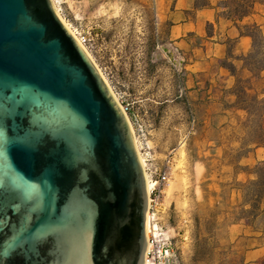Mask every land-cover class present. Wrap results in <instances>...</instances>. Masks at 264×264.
Returning a JSON list of instances; mask_svg holds the SVG:
<instances>
[{
    "label": "water",
    "instance_id": "obj_1",
    "mask_svg": "<svg viewBox=\"0 0 264 264\" xmlns=\"http://www.w3.org/2000/svg\"><path fill=\"white\" fill-rule=\"evenodd\" d=\"M130 123L53 0H0V264H144Z\"/></svg>",
    "mask_w": 264,
    "mask_h": 264
},
{
    "label": "rangeland",
    "instance_id": "obj_2",
    "mask_svg": "<svg viewBox=\"0 0 264 264\" xmlns=\"http://www.w3.org/2000/svg\"><path fill=\"white\" fill-rule=\"evenodd\" d=\"M56 3L61 17L79 36L86 37L85 46L120 102L129 106L127 113L147 164L163 168L173 158L158 222L161 231L172 237L174 264H243L240 242L221 246L215 230L220 211L230 203L223 202L204 215L203 211L199 214L198 201L193 198V160L197 154L194 132L202 125L201 106L192 104L185 95L183 63L167 39L155 0H56ZM235 89L239 92L240 107L251 97L263 98L264 75L245 77L240 72ZM234 134L241 137V146L238 150H227L233 161L253 144L246 111L238 122L237 132L229 135ZM232 188L240 191L242 199L228 207V211L235 220L245 218L249 198L245 195V181L227 184L223 194L229 196Z\"/></svg>",
    "mask_w": 264,
    "mask_h": 264
},
{
    "label": "crops",
    "instance_id": "obj_3",
    "mask_svg": "<svg viewBox=\"0 0 264 264\" xmlns=\"http://www.w3.org/2000/svg\"><path fill=\"white\" fill-rule=\"evenodd\" d=\"M206 1L210 4L197 6L196 0H155V5L167 39L183 63L185 95L192 104L201 106L202 125L194 132L197 154L192 181L199 214L205 215L229 202L230 206L225 205L220 211L215 227L220 244L240 242L242 261L256 264L264 256V214L260 213L251 223L241 218L235 220L228 207L241 202V193L232 188L229 196H225L223 188L234 181L255 178L253 167L264 160V147L256 144H250L235 161L227 155L228 149L238 150L241 146V137L229 134L237 132L238 122L245 114V109L238 105L236 80L240 72L245 77L252 75L243 60L252 39L241 32L238 24L256 22L264 33V4L257 3L254 11L237 20V24L219 13V0ZM224 61L233 64L235 72ZM261 206L264 207L263 200ZM191 242L193 246V239Z\"/></svg>",
    "mask_w": 264,
    "mask_h": 264
},
{
    "label": "trees",
    "instance_id": "obj_4",
    "mask_svg": "<svg viewBox=\"0 0 264 264\" xmlns=\"http://www.w3.org/2000/svg\"><path fill=\"white\" fill-rule=\"evenodd\" d=\"M257 3L264 4V0H219L217 5L221 7L219 12L221 15L234 20L243 19L244 16L251 14ZM197 6L210 4L206 0H196ZM238 24V23H237ZM242 33L249 35L252 39L249 51L243 56L245 67L251 74H260L264 70V33L260 25L256 22L238 24ZM225 64V61L223 62ZM229 63V62H228ZM229 69L235 72L233 64H225ZM239 99V92L236 90ZM246 111V120L251 123L250 142L264 147V97H251L245 106H241ZM253 172L255 178L249 179L245 182V195L249 198L245 204H249L245 208V218L247 223L253 220L263 212L261 203L264 198V160L258 161L254 167ZM243 264H246L243 262ZM256 264H264V256H262Z\"/></svg>",
    "mask_w": 264,
    "mask_h": 264
},
{
    "label": "built area",
    "instance_id": "obj_5",
    "mask_svg": "<svg viewBox=\"0 0 264 264\" xmlns=\"http://www.w3.org/2000/svg\"><path fill=\"white\" fill-rule=\"evenodd\" d=\"M78 37L83 44H86L85 36L78 35ZM122 107L126 112L130 110L127 104H122ZM171 158L167 160L166 166L163 168H159L156 164H147L146 168L150 180L148 214L151 217V222L156 223L158 228L150 229L147 234L148 245L145 256L147 261L145 264H174L176 257L172 237L167 232L161 231L162 226L158 222L160 208L164 205V191L171 177Z\"/></svg>",
    "mask_w": 264,
    "mask_h": 264
},
{
    "label": "bare ground",
    "instance_id": "obj_6",
    "mask_svg": "<svg viewBox=\"0 0 264 264\" xmlns=\"http://www.w3.org/2000/svg\"><path fill=\"white\" fill-rule=\"evenodd\" d=\"M53 2H54V4H55V8H56V11H57V13H58V15L60 16V18L62 19V21L65 23V25L68 27V29L71 31V33L76 37V38H78V40H80L79 39V37H78V33H77V31L68 23V22H66L64 19H63V17H61V15H60V12H59V8H58V6H57V3H56V0H53ZM89 52V51H88ZM90 54V53H89ZM91 56V55H90ZM98 69H99V67H98ZM99 71H100V73L102 74V76L104 77V79L106 80V82L109 84V82H108V80H107V78H106V76L104 75V73L99 69ZM109 86H110V84H109ZM110 89H111V91H112V93H113V96L115 97V99L118 101V102H120V100H119V98H118V96L116 95V93L113 91V89L111 88V86H110ZM130 125H131V128H132V130H133V127H132V124L130 123ZM133 133H134V130H133ZM134 137H135V134H134ZM135 141H136V146H137V150H138V153H139V157H140V160H141V163H142V165H143V167H144V169H145V174H146V180H147V187H148V192H149V189H150V180H149V175H148V172H147V162H146V158H145V156L143 155V153H142V151H141V147L139 146V143L137 142V140H136V138H135ZM153 228H158V225L156 224V223H152L151 222V217H150V215L149 214H147V222H146V230H147V234L149 233V231H150V229H153ZM146 257H145V262H144V264L146 263Z\"/></svg>",
    "mask_w": 264,
    "mask_h": 264
}]
</instances>
